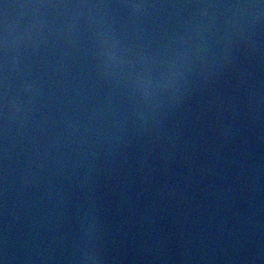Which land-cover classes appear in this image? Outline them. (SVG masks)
<instances>
[{
  "label": "water",
  "instance_id": "obj_1",
  "mask_svg": "<svg viewBox=\"0 0 264 264\" xmlns=\"http://www.w3.org/2000/svg\"><path fill=\"white\" fill-rule=\"evenodd\" d=\"M0 264H264V0H0Z\"/></svg>",
  "mask_w": 264,
  "mask_h": 264
}]
</instances>
